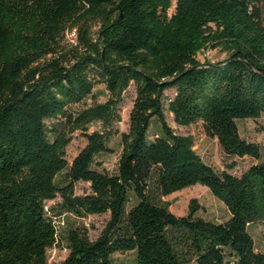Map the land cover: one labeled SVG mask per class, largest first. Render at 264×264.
<instances>
[{
    "label": "trees",
    "instance_id": "obj_1",
    "mask_svg": "<svg viewBox=\"0 0 264 264\" xmlns=\"http://www.w3.org/2000/svg\"><path fill=\"white\" fill-rule=\"evenodd\" d=\"M207 49L227 56L203 62ZM131 87L118 167L100 171ZM170 90L178 125L201 122L228 156L261 160L238 121L264 115V0H0V264H54L59 233L46 203L58 197L76 217L109 214L96 239L68 230L61 264H117L127 252L136 264H264L250 232L264 224V162L239 176L217 170L170 126ZM94 123L102 129L90 133ZM77 132L86 145L70 163ZM78 182L91 192L78 195ZM195 185L228 220L199 216L196 199L186 216L170 210L165 198Z\"/></svg>",
    "mask_w": 264,
    "mask_h": 264
},
{
    "label": "rangeland",
    "instance_id": "obj_2",
    "mask_svg": "<svg viewBox=\"0 0 264 264\" xmlns=\"http://www.w3.org/2000/svg\"><path fill=\"white\" fill-rule=\"evenodd\" d=\"M173 10V9H172ZM69 40L75 38L74 33H69ZM227 53L221 49H207L199 54L201 61L210 60L217 62L224 60ZM95 93L98 95L99 101L106 100L105 87L99 84ZM174 96V91L170 90L166 93V114L170 126L179 134L191 135L195 139V149L197 152L217 170H226L234 175H241L250 166L264 162V115L258 119L239 120L240 132L243 138L250 142L257 143L262 148V159L257 160L251 157L239 158L228 156L221 148L217 138L210 137L206 134L201 122L190 125H178L172 113L168 111L169 99ZM136 91L131 87L124 95V102L121 105L122 120L115 124V133L110 137L108 146L110 151L101 154L97 157L94 168L100 171L114 172L116 171L122 152V137L123 132L129 130L130 112L133 108ZM100 123H94L90 127V133L101 130ZM160 133V124L154 122L150 129V139H154ZM86 145V138L81 132H77L73 136V140L67 148V160L71 163L78 155L80 150ZM230 168V166H233ZM91 192L90 184L86 182H78L76 184V193L84 195ZM196 199L201 209L198 215L211 221L224 222L229 219L230 213L226 205L219 200L205 186L195 185L184 190L175 192L165 198L170 203V210L178 216H186L189 213L190 202ZM62 199L58 197L55 200L48 201L46 207L51 211L58 229V242L48 250L49 262L61 264L69 255L67 235L70 228L85 229L92 239H96L104 229L109 214L88 215L83 218L76 217L66 213L60 206ZM250 232L253 235L256 243V249L259 252H264V224L257 223L250 226ZM114 260L117 264H136V253H118L114 255Z\"/></svg>",
    "mask_w": 264,
    "mask_h": 264
}]
</instances>
